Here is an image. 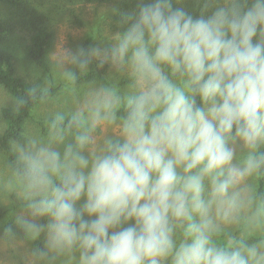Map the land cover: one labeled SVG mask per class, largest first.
Wrapping results in <instances>:
<instances>
[{
    "label": "clouds",
    "instance_id": "1",
    "mask_svg": "<svg viewBox=\"0 0 264 264\" xmlns=\"http://www.w3.org/2000/svg\"><path fill=\"white\" fill-rule=\"evenodd\" d=\"M123 3L48 55L63 90L10 141L0 264H264V0Z\"/></svg>",
    "mask_w": 264,
    "mask_h": 264
},
{
    "label": "rangeland",
    "instance_id": "2",
    "mask_svg": "<svg viewBox=\"0 0 264 264\" xmlns=\"http://www.w3.org/2000/svg\"><path fill=\"white\" fill-rule=\"evenodd\" d=\"M118 0L105 2H85L83 0H30L35 25L44 27L52 32L51 44L47 54L54 50L57 43L64 40L73 46L82 44L88 40L89 44L95 43L96 39L113 30V16L110 9L116 7ZM7 12L4 4L0 2V17ZM28 27L22 25L11 35L0 32V51L9 53L12 57L15 74L26 81H34L40 78L44 87L50 85L56 88L54 94H62L63 84L49 70L44 72L24 53V45L28 40ZM49 66V63H48ZM87 82H81V87H86ZM62 98V96H61ZM14 102L10 94L0 85V109L2 106H13ZM47 108L38 104L32 111L33 119L24 123V131H36L41 129L36 120L43 119ZM2 118L0 113V131ZM7 166V161L0 151V171ZM7 209L0 205V220H3ZM3 258V253H0ZM7 264H23L22 260L9 259Z\"/></svg>",
    "mask_w": 264,
    "mask_h": 264
},
{
    "label": "trees",
    "instance_id": "3",
    "mask_svg": "<svg viewBox=\"0 0 264 264\" xmlns=\"http://www.w3.org/2000/svg\"><path fill=\"white\" fill-rule=\"evenodd\" d=\"M85 2H105L108 0H83ZM7 10L5 15L0 17V32L5 35H11L19 26L28 27V40L24 45V53L30 58L35 65L46 72L49 70L47 54L52 39V32L44 27H38L32 20V6L30 0H0ZM194 2V0H193ZM116 7L125 8L123 0L116 2ZM115 17H113L114 21ZM87 40L83 46L87 47ZM103 71L95 74L97 79L103 78ZM92 78V74L81 79L86 82ZM43 81L38 78L34 81H26L15 74V67L12 57L9 53L0 51V85L17 99H22L24 104L17 111L13 106H2L0 109L2 118V129L0 131V151L3 153L7 164L13 158L10 152V141L23 134L24 123L33 119L32 111L39 103L33 99V94L39 95L40 90L44 87ZM54 94L56 88L49 86ZM44 119V118H43ZM43 119L36 120L37 124L42 127ZM257 190L264 194V178L257 181Z\"/></svg>",
    "mask_w": 264,
    "mask_h": 264
}]
</instances>
